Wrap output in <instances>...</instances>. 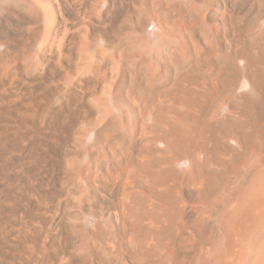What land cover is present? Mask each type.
<instances>
[{
  "label": "bare ground",
  "instance_id": "bare-ground-1",
  "mask_svg": "<svg viewBox=\"0 0 264 264\" xmlns=\"http://www.w3.org/2000/svg\"><path fill=\"white\" fill-rule=\"evenodd\" d=\"M54 1L0 0V264H264V0Z\"/></svg>",
  "mask_w": 264,
  "mask_h": 264
},
{
  "label": "rangeland",
  "instance_id": "rangeland-1",
  "mask_svg": "<svg viewBox=\"0 0 264 264\" xmlns=\"http://www.w3.org/2000/svg\"><path fill=\"white\" fill-rule=\"evenodd\" d=\"M43 1H44V4H43L44 6L46 5V7H48V6H51L53 4L54 7L57 8V4L54 0H43ZM70 1L73 2L76 0H70ZM13 3H14L15 9H20L24 13L26 12V14L33 13V10L35 8V5L32 1H28L27 4L21 5V6L16 5L17 4L16 1L15 2L13 1ZM195 5H197L196 8L200 7L198 4H195ZM198 9H201V7ZM70 12L72 15L75 13L74 9H72ZM70 12L68 14L67 19H69V17L72 16L70 14ZM7 14L0 17L1 18L0 19V46H3V47L7 46L6 48L0 47L1 48L0 49V96L2 98L10 97V99H16L20 95L19 92H20L21 88L27 87L29 85V81L26 79V76L31 72V69H32L31 67L34 64L33 54L35 52H33V51H36V47L38 49L39 41L45 35L46 25H44L45 24L44 20L40 19L39 22L38 21L36 22V24L38 23L40 25V27L38 29L39 31L35 30L36 31L35 32L33 27H32L34 25V23L29 22L26 25H24L25 33L23 34L20 32L21 30H20V27L18 24V17L16 16L15 12L13 11L12 14H10V13H7ZM74 17L72 16V17H70V19H73ZM42 24L45 26V29H44ZM41 27H43V29L45 31L42 30ZM30 30H32V31L29 32ZM33 33L35 34V36ZM37 35H38V37H36ZM29 36H30V38H29ZM33 36L35 38H33ZM24 37H25L26 41H25ZM4 51H6V54L3 53ZM39 51L42 52V53L40 52V54H41L40 58L41 57L43 58V56H44L43 60L41 58V61L47 60V58H48L47 53H46L47 51H45V49H41ZM31 57H32L33 61L31 60ZM27 70H29V71L27 72ZM22 78H24V79H22ZM17 79H18V82H17ZM17 83L20 86L17 87ZM6 91L8 93L10 92L14 95L11 94V96H10V93H9L8 94L9 96H8V95H6L7 94ZM95 106L97 107V105H95ZM5 112H6V109L5 110L3 109L1 111V114H5ZM14 183L18 184L19 181H15ZM43 199H41L42 203L49 201L47 198H45L44 200ZM20 206H21V203L19 204V207H18L16 214H18V216H19V219H20L19 222L20 223L22 222L21 224H23L24 222H27L30 218H32V212L24 214L22 209H20L21 208ZM28 214H29V216H28ZM22 219H23V221H22ZM55 221H54V225L52 227H54V229L57 230L59 228V223H58L59 220H55ZM72 221H74V220L71 219L70 222H72ZM12 224H13L12 222L9 223V227H14V225H12ZM3 226H5V225H4L3 220L1 219V216H0V238L4 237V233H7V234L12 233V231H11L12 229L8 228L7 226L3 232ZM15 227H17V226H15ZM46 234L47 233H44V235L42 236L41 239H45L47 236ZM27 264H30V263H27Z\"/></svg>",
  "mask_w": 264,
  "mask_h": 264
}]
</instances>
